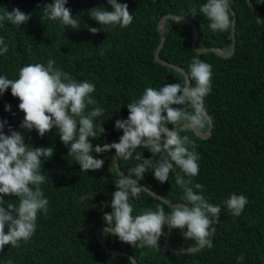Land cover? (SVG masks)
<instances>
[{
  "label": "trees",
  "instance_id": "1",
  "mask_svg": "<svg viewBox=\"0 0 264 264\" xmlns=\"http://www.w3.org/2000/svg\"><path fill=\"white\" fill-rule=\"evenodd\" d=\"M251 1L253 5L248 0H231L237 17V40L230 57L213 51L198 52L193 46L194 30L190 23L172 18L165 22L162 59L186 72L196 55L212 65V91L205 97V107L213 121V133L203 138L185 128L181 134L196 141L195 150L199 153V175L191 179L205 186L204 195L211 203L221 205V214L219 222L214 224L212 246L195 251L168 249L165 245L168 226L159 248L134 247L116 234L101 232L110 248L130 253L139 264H264V23L257 20L258 16L264 17L256 10L264 12V2ZM49 2L54 0H0V11L19 7L31 14L22 26L5 22L0 27V35L9 44L8 53L0 55V74L15 79L22 66L47 64L49 58H54L73 78L94 82L96 90L92 95L105 109L97 118V123L104 119L105 132L92 138L94 145L119 141L123 130L117 129L115 122L128 117L127 103L142 95L146 87L159 88L185 79L180 70L164 65L155 57L162 40L159 24L164 15L171 13L193 19L199 30V47L230 51L233 43L232 29L213 31L203 14L191 15V9L199 10L205 0H121L128 3L134 20L127 27L105 25L107 30L88 12L93 7L112 10L108 0H68L66 6L76 15L80 28L43 20V10ZM89 26L100 31L93 33ZM7 103L12 104V111L5 110ZM19 103V97L12 94L9 86L0 95V117L24 131L26 143L55 148L54 155L41 166L46 176L41 187L49 205L47 214L43 211L38 214L36 232L28 241L22 240L19 247L6 244L0 251V264H7L9 259L14 264H130V257L107 252L96 236L101 226H110L104 213L112 211L110 201L116 190L115 180L119 178L112 159L115 149L95 153L105 159L104 166L84 171L69 153V146L60 139L56 127L44 136L35 129L21 128L25 112ZM209 127L210 123L200 130L207 132ZM144 155L153 154L144 149ZM119 163L127 175L135 161L119 160ZM176 171L183 175L179 168ZM153 172L151 169L146 172L139 183L167 200L186 203L181 201L183 189L175 183V173L161 183ZM234 192L248 197L239 216L223 203ZM86 194L89 198L81 199ZM5 198L17 199L16 196ZM161 203L162 200L143 192L134 201V214L156 210V205ZM164 207L170 211V204ZM170 245L174 249H186L199 243L186 238L180 228H172ZM242 254L243 261L238 259Z\"/></svg>",
  "mask_w": 264,
  "mask_h": 264
},
{
  "label": "clouds",
  "instance_id": "2",
  "mask_svg": "<svg viewBox=\"0 0 264 264\" xmlns=\"http://www.w3.org/2000/svg\"><path fill=\"white\" fill-rule=\"evenodd\" d=\"M262 2L264 0H257V3ZM108 3L112 10L93 7L88 12L104 29L105 25L127 27L133 22L134 13L127 2L108 0ZM230 3L231 0H205L199 10L191 9V15L203 14L209 19L213 31H228L236 26ZM67 4L68 0L47 3L43 20L80 28L76 15ZM30 18L31 14L19 7L12 11L7 8L0 11V27L5 22L22 26ZM257 20L264 23L260 16ZM89 27L93 33L100 31L97 27ZM8 51L9 44L0 35V55ZM212 75L210 63L199 55L192 57L183 82L166 83L159 88L148 86L142 95L127 103L128 117L115 122L116 128L123 130L119 141L95 145L92 138L105 132L104 119L97 123L105 109L92 95L96 84L87 79L73 78L57 65L54 58H49L47 64L36 62L22 66L15 79L0 74V95H4L11 86L12 94L20 99L19 108L25 112L21 128L35 129L44 136L56 127L60 139L69 146V153L75 156L84 171L102 168L105 159L94 154L111 152L112 149L116 150L113 160L135 161L127 175L120 171L119 178L115 180L116 190L110 201L112 211L104 213L106 223L111 226L107 232L118 235L134 247L159 248L165 226H169L180 228L186 238L197 240L199 245L211 247L221 205L206 198L203 184L193 183L191 178L199 175L200 171L199 153L195 150L196 141L181 133L185 128L198 132L210 122L205 97L212 91ZM12 108L11 103L5 105L6 111H12ZM144 149L150 150L152 157H145ZM54 151L53 146L37 147L31 142L26 143L25 132L0 117V251L6 244L19 247L22 240L28 241L36 232L38 214L41 211L47 214L49 200L41 187L46 181L41 166L54 155ZM177 168L183 175L176 171ZM150 169L154 170V176L161 183L167 182L170 174L175 173V183L183 189L181 201L186 203L173 204L140 185L139 181ZM143 192L154 195L163 203L157 204L156 210L146 209L134 214V201L139 200ZM6 196H16L17 199L13 201ZM88 198L87 194L81 197ZM223 203L232 214L239 216L248 203V197L234 192ZM164 204H170V211ZM238 259L243 261V254ZM129 261L137 264L135 258L130 257ZM7 264L14 262L9 259Z\"/></svg>",
  "mask_w": 264,
  "mask_h": 264
},
{
  "label": "water",
  "instance_id": "3",
  "mask_svg": "<svg viewBox=\"0 0 264 264\" xmlns=\"http://www.w3.org/2000/svg\"><path fill=\"white\" fill-rule=\"evenodd\" d=\"M252 5H253V2L251 0H248ZM230 7L232 8L233 10V13H234V19L237 20V17H236V13L230 3ZM258 11V13L260 15H262L264 17V12L263 11H260L259 9H256ZM176 19V20H180V21H184V22H188L190 23L192 26H193V30H194V35H193V46L194 48L198 51V52H208V51H213L223 57H230L234 54L235 50H236V40H237V37H236V26L234 29H232V37H233V43H232V47L230 49V51H224L218 47H199L197 45V42L199 40V30H198V27L197 25L195 24L194 20L185 16V15H175V14H166L164 15L161 20H160V24H159V30H160V33H161V37H162V40H161V43L159 44L157 50H156V53H155V57L156 59L163 63L164 65H167V66H170L172 68H176L178 70H180L182 73L186 74V71L179 65H176L172 62H169L167 60H164L161 58L160 56V53H161V50L163 48V46L165 45V42H166V32H165V22L167 19ZM199 49V50H198ZM210 127H209V130L207 132H203L201 130H199L198 132H196V134H198L199 136L203 137V138H207L209 137L212 133H213V121L212 119L210 120ZM116 151V150H115ZM115 154V153H114ZM115 167L117 168L118 172L122 171V168L120 166V163H119V159L115 160ZM125 174V173H124ZM126 175V174H125ZM140 185H142L141 183H139ZM144 186V185H142ZM146 187V186H144ZM148 188V187H146ZM149 189V188H148ZM152 193H154L155 196H158L160 197L161 199H164V200H167L165 199L164 197H162L161 195L157 194L156 192L152 191L151 189H149ZM153 195V196H154ZM160 199V200H161ZM167 201H170V200H167ZM171 203L173 204H176L175 202H172L170 201ZM110 228V226H101L97 232H96V236H97V239L100 241V243L103 245V247L106 249L107 252L109 253H112V254H125L126 256L128 257H131V258H135L133 255H131L130 253L128 252H123V251H118V250H114L112 248H110L106 242L103 240V238L101 237V232ZM171 231H172V227H169L168 226V231H167V235H166V239H165V245L168 249L172 250V251H175V252H187V251H195L199 248H202L203 246L201 245H198L196 247H193V248H186V249H174L172 248V246L170 245V236H171ZM136 259V258H135ZM137 261V264H139L138 260L136 259Z\"/></svg>",
  "mask_w": 264,
  "mask_h": 264
}]
</instances>
